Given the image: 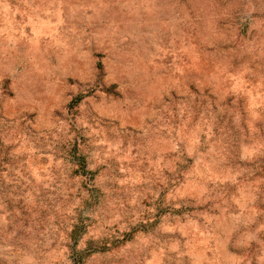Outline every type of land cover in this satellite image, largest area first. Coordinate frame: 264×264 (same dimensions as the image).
<instances>
[{"label": "rangeland", "instance_id": "1", "mask_svg": "<svg viewBox=\"0 0 264 264\" xmlns=\"http://www.w3.org/2000/svg\"><path fill=\"white\" fill-rule=\"evenodd\" d=\"M0 264H264V0H0Z\"/></svg>", "mask_w": 264, "mask_h": 264}, {"label": "trees", "instance_id": "2", "mask_svg": "<svg viewBox=\"0 0 264 264\" xmlns=\"http://www.w3.org/2000/svg\"><path fill=\"white\" fill-rule=\"evenodd\" d=\"M98 69L102 70V63L98 62ZM79 161L81 162V170L83 175H87L89 172L86 171V162L84 161V159L82 157L79 158Z\"/></svg>", "mask_w": 264, "mask_h": 264}]
</instances>
